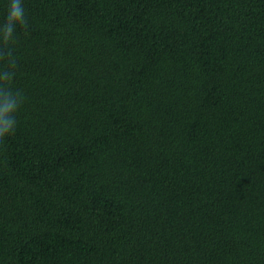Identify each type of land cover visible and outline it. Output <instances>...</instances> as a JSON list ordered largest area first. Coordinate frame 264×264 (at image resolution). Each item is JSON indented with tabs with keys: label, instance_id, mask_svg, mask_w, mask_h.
<instances>
[{
	"label": "trees",
	"instance_id": "16d2710c",
	"mask_svg": "<svg viewBox=\"0 0 264 264\" xmlns=\"http://www.w3.org/2000/svg\"><path fill=\"white\" fill-rule=\"evenodd\" d=\"M24 7L0 264H264V0Z\"/></svg>",
	"mask_w": 264,
	"mask_h": 264
},
{
	"label": "clouds",
	"instance_id": "9594fccd",
	"mask_svg": "<svg viewBox=\"0 0 264 264\" xmlns=\"http://www.w3.org/2000/svg\"><path fill=\"white\" fill-rule=\"evenodd\" d=\"M28 23L24 0H7L6 14L0 21V140L16 131L18 113L26 99L14 86V79L18 71V29L26 30Z\"/></svg>",
	"mask_w": 264,
	"mask_h": 264
}]
</instances>
